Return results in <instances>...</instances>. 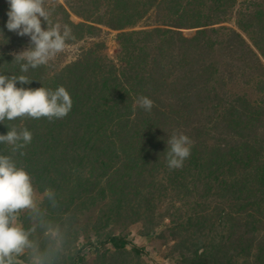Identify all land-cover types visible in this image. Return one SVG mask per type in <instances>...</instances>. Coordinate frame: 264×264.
I'll list each match as a JSON object with an SVG mask.
<instances>
[{
	"label": "trees",
	"instance_id": "trees-1",
	"mask_svg": "<svg viewBox=\"0 0 264 264\" xmlns=\"http://www.w3.org/2000/svg\"><path fill=\"white\" fill-rule=\"evenodd\" d=\"M44 6L70 25L66 43L95 39L59 69L45 64L26 73L32 78L26 87L66 88L72 106L65 116L0 122V133L12 126L31 131L22 155L7 144L0 152L53 191L39 218L58 224L71 205L100 200L108 221L169 232L185 264H264V233H256L264 227V0H44ZM6 8L0 0V29ZM151 13L148 27L135 28ZM231 14L236 26L222 24ZM106 29L117 30L116 57L108 54ZM3 31L0 73L19 74L11 49L28 37ZM239 72L253 82L257 99L229 91V78ZM140 95L153 101L150 110L137 105ZM173 132L192 143L182 166L170 169L165 152ZM97 236L78 248L73 264L83 263L87 246L108 264L149 253L121 232ZM33 237L40 249L53 250Z\"/></svg>",
	"mask_w": 264,
	"mask_h": 264
},
{
	"label": "clouds",
	"instance_id": "clouds-1",
	"mask_svg": "<svg viewBox=\"0 0 264 264\" xmlns=\"http://www.w3.org/2000/svg\"><path fill=\"white\" fill-rule=\"evenodd\" d=\"M6 4L3 29L18 36H27L28 44L11 52V61L18 65L19 74L0 73V122L24 116L62 118L72 106L70 94L64 86L57 85L53 89L42 85L34 88L24 85L32 80L26 75L29 69L47 64L65 49L66 42L73 38L72 29L68 23L62 24L52 18V8H46L44 0H6ZM3 29H0V34L4 36ZM136 103L147 111L153 101L140 95ZM31 138V131L26 127L12 126L0 133V144L10 145L13 153L22 155ZM191 143L182 132H173L168 136L165 159L170 169L182 166L190 154ZM53 197L52 190L44 191V198L52 201ZM18 212L28 214L29 219L36 216L37 223L27 228L23 223H14ZM39 215L29 172L19 166L11 155L0 152V264H17V258H24L28 264H54L53 250L40 249L30 238L31 232L38 226L48 228Z\"/></svg>",
	"mask_w": 264,
	"mask_h": 264
},
{
	"label": "rangeland",
	"instance_id": "rangeland-1",
	"mask_svg": "<svg viewBox=\"0 0 264 264\" xmlns=\"http://www.w3.org/2000/svg\"><path fill=\"white\" fill-rule=\"evenodd\" d=\"M64 2V0H59ZM242 1V0H239ZM240 3L236 4L235 9L240 7ZM234 12V11H233ZM71 16L74 20H81V17L76 13L72 12ZM154 17L147 15L143 18L135 28L148 27L151 20ZM222 24L236 26V16L231 14L228 19ZM103 33V38L107 42L108 54L111 57H116L118 43L116 40L117 30L106 29ZM244 36L248 37L246 32H243ZM95 38L86 37L82 40L73 43H66L65 49L52 57L47 63L52 70H56L64 66L66 63L74 60L83 48L90 45L91 40ZM27 45L21 47L12 48L11 52L20 50ZM246 76L241 74V72L229 78L227 87L231 93H246L250 98L257 99L259 97L258 92L255 90L253 82L245 81ZM249 80V77H248ZM34 186V198L37 200V210H43L46 208L44 205V191L32 179ZM77 202H82L84 199H78ZM92 199H87L86 203H81L76 205H71V209L65 212L61 218H59L58 224L52 218L41 217L40 220L44 222L49 221V226L47 230L40 232L38 227L35 231L31 232L30 236L33 238L41 239L47 243V246L53 250H57L58 254L54 255V264H73L75 261V254L79 247L87 242L89 238H92L95 242L98 239V233L104 234L108 230H113L115 232H121L126 234L135 243L144 246L148 249V254H130L128 256L119 257L121 264H185L180 252L174 248V238L167 231H161V228L153 233L144 232L145 228L143 223L136 222L129 225L117 224L113 221H108L107 217L104 216V209H106L104 202L96 199L97 202L91 203ZM45 207V208H44ZM103 214V215H102ZM60 216V215H58ZM61 219V220H60ZM14 223H23L27 228L30 224L37 223V217L33 216L29 219L28 214L23 212H18L16 214V219ZM63 223V225H59ZM57 226V227H56ZM163 228V227H162ZM164 229V228H163ZM160 230V231H159ZM246 227H241V232L245 231ZM256 233L263 234V225H258ZM103 237V236H102ZM32 239V238H31ZM33 240V239H32ZM34 241V240H33ZM35 242V241H34ZM17 262L28 264L24 258H17ZM82 264H108L105 260L98 258V251L93 247L87 246L84 251V261Z\"/></svg>",
	"mask_w": 264,
	"mask_h": 264
}]
</instances>
